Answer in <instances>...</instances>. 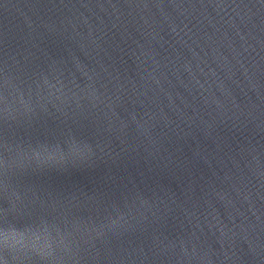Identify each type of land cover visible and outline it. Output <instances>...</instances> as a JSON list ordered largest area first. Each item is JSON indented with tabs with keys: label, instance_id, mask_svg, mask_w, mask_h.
I'll return each instance as SVG.
<instances>
[{
	"label": "water",
	"instance_id": "95a60500",
	"mask_svg": "<svg viewBox=\"0 0 264 264\" xmlns=\"http://www.w3.org/2000/svg\"><path fill=\"white\" fill-rule=\"evenodd\" d=\"M5 261L264 264V0H0Z\"/></svg>",
	"mask_w": 264,
	"mask_h": 264
},
{
	"label": "clouds",
	"instance_id": "9594fccd",
	"mask_svg": "<svg viewBox=\"0 0 264 264\" xmlns=\"http://www.w3.org/2000/svg\"><path fill=\"white\" fill-rule=\"evenodd\" d=\"M15 239V234H12L10 236H5L4 240L2 241L5 250H10L12 246V241ZM5 264H7V261H5Z\"/></svg>",
	"mask_w": 264,
	"mask_h": 264
}]
</instances>
